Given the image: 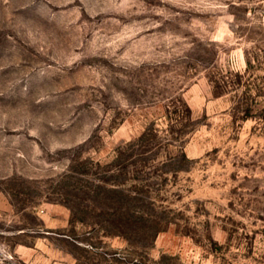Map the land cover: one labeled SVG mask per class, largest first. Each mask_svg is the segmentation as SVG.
<instances>
[{
    "label": "rangeland",
    "instance_id": "1",
    "mask_svg": "<svg viewBox=\"0 0 264 264\" xmlns=\"http://www.w3.org/2000/svg\"><path fill=\"white\" fill-rule=\"evenodd\" d=\"M0 264H264V0H0Z\"/></svg>",
    "mask_w": 264,
    "mask_h": 264
},
{
    "label": "trees",
    "instance_id": "2",
    "mask_svg": "<svg viewBox=\"0 0 264 264\" xmlns=\"http://www.w3.org/2000/svg\"><path fill=\"white\" fill-rule=\"evenodd\" d=\"M108 192L111 194H123L124 193L121 189H109Z\"/></svg>",
    "mask_w": 264,
    "mask_h": 264
}]
</instances>
